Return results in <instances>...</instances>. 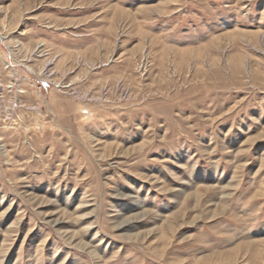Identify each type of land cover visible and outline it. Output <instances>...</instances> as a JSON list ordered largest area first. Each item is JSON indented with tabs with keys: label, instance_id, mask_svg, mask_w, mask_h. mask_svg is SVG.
Segmentation results:
<instances>
[{
	"label": "rangeland",
	"instance_id": "374dc122",
	"mask_svg": "<svg viewBox=\"0 0 264 264\" xmlns=\"http://www.w3.org/2000/svg\"><path fill=\"white\" fill-rule=\"evenodd\" d=\"M0 264H264V0H0Z\"/></svg>",
	"mask_w": 264,
	"mask_h": 264
},
{
	"label": "bare ground",
	"instance_id": "6f19581e",
	"mask_svg": "<svg viewBox=\"0 0 264 264\" xmlns=\"http://www.w3.org/2000/svg\"><path fill=\"white\" fill-rule=\"evenodd\" d=\"M1 35V34H0Z\"/></svg>",
	"mask_w": 264,
	"mask_h": 264
}]
</instances>
